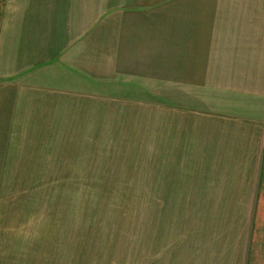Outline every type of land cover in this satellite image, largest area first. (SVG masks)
<instances>
[{
  "label": "crops",
  "instance_id": "0c3cea01",
  "mask_svg": "<svg viewBox=\"0 0 264 264\" xmlns=\"http://www.w3.org/2000/svg\"><path fill=\"white\" fill-rule=\"evenodd\" d=\"M136 125L165 172L264 210V0H0V264H71L53 180ZM177 237L149 264H252Z\"/></svg>",
  "mask_w": 264,
  "mask_h": 264
},
{
  "label": "rangeland",
  "instance_id": "374dc122",
  "mask_svg": "<svg viewBox=\"0 0 264 264\" xmlns=\"http://www.w3.org/2000/svg\"><path fill=\"white\" fill-rule=\"evenodd\" d=\"M157 137V132L138 125L128 130L104 129L101 153L95 160L88 156L81 162L78 156L70 157L71 163H66L70 177L53 180L52 216L60 223L55 252L70 257L71 264H144V258L149 264L158 255L153 245L159 236L169 241L195 235L199 241L224 237L230 242L217 243L222 249L247 250L248 262L264 264V210H247L255 205L243 203L246 199L239 194H208L206 185L192 179V168L184 176L182 165L179 172H165L159 167ZM93 149L88 146L87 152L92 154ZM207 244L212 248L203 251L221 249H214V243H199V251ZM215 256L218 260L229 254ZM208 257L212 254H199L200 260Z\"/></svg>",
  "mask_w": 264,
  "mask_h": 264
}]
</instances>
